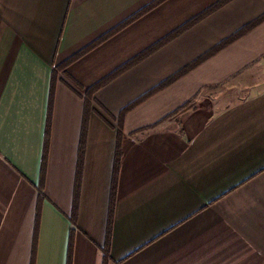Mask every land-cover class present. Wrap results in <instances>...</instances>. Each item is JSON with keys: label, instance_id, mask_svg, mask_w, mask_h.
Instances as JSON below:
<instances>
[{"label": "crops", "instance_id": "1", "mask_svg": "<svg viewBox=\"0 0 264 264\" xmlns=\"http://www.w3.org/2000/svg\"><path fill=\"white\" fill-rule=\"evenodd\" d=\"M158 1L0 0V264H264V0Z\"/></svg>", "mask_w": 264, "mask_h": 264}, {"label": "trees", "instance_id": "2", "mask_svg": "<svg viewBox=\"0 0 264 264\" xmlns=\"http://www.w3.org/2000/svg\"><path fill=\"white\" fill-rule=\"evenodd\" d=\"M164 0H160L158 1L156 4H154L153 7H150L148 9H146L143 13H145L148 10H151L152 8H154L156 5L160 4L161 2H163ZM229 0L224 1L228 2ZM142 13V14H143ZM141 16V14H139L138 16L130 19V21L127 23L129 24L130 22L136 20L137 18H139ZM202 17H198L196 19H194L193 21L189 22L188 24H186L183 28L177 30L176 32H174L173 34H171L169 37H167L166 39H164L163 41H161L160 43H158L157 45H155L154 47H152L150 50L146 51L145 53L139 55L138 57H136L135 59H133L132 61L128 62L126 65H124L123 67H121L120 69L116 70L113 74H111L109 77H107L106 79L102 80L101 82H99L98 84H96L95 86H93L92 88H90L87 91V96L88 97H92L97 91H99L100 89H102L104 86H106L108 83H110L111 81L115 80L116 78H118L119 76L123 75L125 72H127L129 69H131L132 67L136 66L137 64H139L140 62H142L145 58H147L150 54H152L153 52L159 50L160 48H162L163 46H165L166 44H168L169 42H171L172 40H174L175 38H177L178 36H180L181 34H183L185 31H187L188 29H190L193 25H195ZM126 24H124L122 27H124ZM118 30L110 33L109 35L105 36L103 39L97 41L94 45H92L91 47H89L88 49H86L84 51V53H87L88 51L92 50L93 48H95L97 45L101 44L104 40L108 39L110 36H112L113 34H115ZM83 53V54H84ZM156 92V91H153ZM139 102H141V100L131 104L130 106H128L126 108V110L124 111V114L126 112H128L129 110H131L134 106H136ZM87 125V116L85 118V122H84V127H86ZM120 166H121V152L117 151V157H116V164H115V172H114V186H113V197H115V189L117 187V183H118V176L120 173ZM80 176L78 175V179H77V183H76V192H75V196H76V201L77 198H79V189H80ZM41 194V193H40ZM114 200V199H113ZM71 222L73 225V230L71 233V241H70V253H69V262L68 264H71V259H72V250H73V239H74V234L76 231V227H77V212H74L72 218H71ZM109 258V253L106 252L105 253V259L107 262V259Z\"/></svg>", "mask_w": 264, "mask_h": 264}]
</instances>
